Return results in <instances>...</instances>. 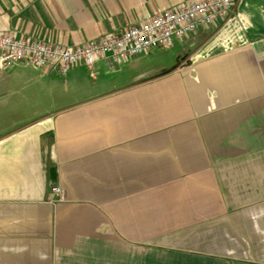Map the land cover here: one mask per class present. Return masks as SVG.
<instances>
[{
    "label": "crops",
    "instance_id": "1",
    "mask_svg": "<svg viewBox=\"0 0 264 264\" xmlns=\"http://www.w3.org/2000/svg\"><path fill=\"white\" fill-rule=\"evenodd\" d=\"M194 1L0 0V33L76 47ZM0 264H264V0L125 60L0 69Z\"/></svg>",
    "mask_w": 264,
    "mask_h": 264
},
{
    "label": "built area",
    "instance_id": "2",
    "mask_svg": "<svg viewBox=\"0 0 264 264\" xmlns=\"http://www.w3.org/2000/svg\"><path fill=\"white\" fill-rule=\"evenodd\" d=\"M237 1L196 0L185 6L166 9L140 25L122 29L116 36L76 47L0 33V69L25 62L37 69H58L67 73L80 63L93 67L102 56L125 60L153 49L169 47L175 39L215 24L234 10ZM53 191L60 194L61 188L54 187Z\"/></svg>",
    "mask_w": 264,
    "mask_h": 264
},
{
    "label": "rangeland",
    "instance_id": "3",
    "mask_svg": "<svg viewBox=\"0 0 264 264\" xmlns=\"http://www.w3.org/2000/svg\"><path fill=\"white\" fill-rule=\"evenodd\" d=\"M14 123V122H13Z\"/></svg>",
    "mask_w": 264,
    "mask_h": 264
}]
</instances>
